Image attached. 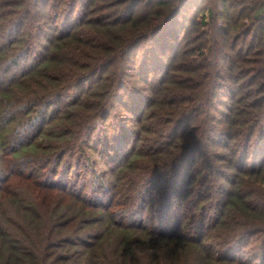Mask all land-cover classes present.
I'll use <instances>...</instances> for the list:
<instances>
[{"label": "trees", "instance_id": "trees-1", "mask_svg": "<svg viewBox=\"0 0 264 264\" xmlns=\"http://www.w3.org/2000/svg\"><path fill=\"white\" fill-rule=\"evenodd\" d=\"M0 264H264V0H0Z\"/></svg>", "mask_w": 264, "mask_h": 264}, {"label": "rangeland", "instance_id": "rangeland-1", "mask_svg": "<svg viewBox=\"0 0 264 264\" xmlns=\"http://www.w3.org/2000/svg\"><path fill=\"white\" fill-rule=\"evenodd\" d=\"M121 116H124V115H121ZM120 116V118H114L113 119V121L111 122V124H112V127L110 128V131L109 132H113L114 131V129H116L115 127L117 126V124H119L120 122H121V119H122V117ZM114 124V125H113ZM15 128H17V129H22L20 126H16ZM105 130V129H104ZM19 179H18V177H13V180H11V183L13 182L14 184H16V182L15 181H18ZM13 183H12V185H13ZM11 188H9V190H10ZM13 189H14V186H13ZM4 191V190H3ZM19 192L20 193H22L23 195H19V194H17V195H19L20 197H24V200L25 199H27L26 198V194L29 192L30 193V196H31V194H32V192L29 190V188L28 187H24V188H21L20 190H19ZM3 193V192H2ZM130 217H132V215L130 216ZM144 217L145 216H140V217H133V220L132 221H139V220H141V219H144Z\"/></svg>", "mask_w": 264, "mask_h": 264}]
</instances>
